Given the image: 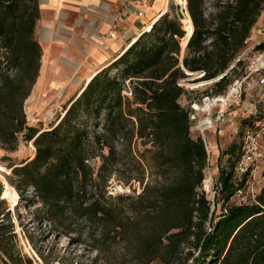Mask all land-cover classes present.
Masks as SVG:
<instances>
[{"label": "trees", "instance_id": "obj_1", "mask_svg": "<svg viewBox=\"0 0 264 264\" xmlns=\"http://www.w3.org/2000/svg\"><path fill=\"white\" fill-rule=\"evenodd\" d=\"M206 1L188 0L194 32L182 62L185 33L167 13L94 77L53 128L39 132L29 127L25 112L42 68V48L34 40L39 0H0V146L16 152L22 138L36 149L32 159L12 167L9 183L22 200L41 204L37 215L53 234L89 248L94 264H264V187L254 203L227 207L219 218L211 215V201L200 191L207 151L203 138L191 135L192 111L180 104L184 89L178 84L186 71L204 73L201 80L211 82L226 73L245 51L264 0H216V12L209 16ZM255 51L264 52V42ZM242 63L216 81L217 91L207 96L222 95L241 79L227 78ZM119 67L121 76H110ZM126 81L133 84L131 99L124 95ZM243 122L247 132L253 120ZM135 139L152 144L157 179L145 185V169L130 168L129 180L143 185V192L108 195V182L123 160L117 144L122 140L131 152ZM240 152L241 145L224 152L237 155L219 171L224 203L247 180H233ZM1 196L0 185V204ZM11 221L0 223L6 264H33L13 253L10 243L17 234Z\"/></svg>", "mask_w": 264, "mask_h": 264}, {"label": "rangeland", "instance_id": "obj_2", "mask_svg": "<svg viewBox=\"0 0 264 264\" xmlns=\"http://www.w3.org/2000/svg\"><path fill=\"white\" fill-rule=\"evenodd\" d=\"M167 2H169L167 16L169 19L178 20L185 33L184 38L180 39V62H182V56L185 55V52L183 55V48L194 32L193 23L191 16L186 15L190 19L189 22L182 15L180 4L184 0H158V9L155 12L162 11ZM216 4V0L206 1L205 9L207 16L216 12ZM255 28L246 44L245 51L248 54L245 60L237 69L231 71L227 78L229 81L235 78L246 79L242 94L237 99L232 98L226 104L216 103L213 105L206 97L217 91L216 81H202L201 79L204 75L201 73L189 74L186 71V78L180 79L178 82L179 86L184 89L180 104L182 107L186 109L190 108L192 111L191 119H193V125L191 135L194 138L205 136L208 143L212 145L210 173L214 185L218 181L220 168L223 166L229 168L230 164L235 161L237 155H224V152L229 151L235 146L239 149L247 129L244 127L243 121L253 113L255 105L258 106L261 112H264V84H262V80L264 79V52L255 51V48L264 42V30L263 32H259L258 29H261L258 26ZM45 33L46 27H43L38 21L35 28L34 40L42 48V68L40 77L25 102V112L27 113L29 127L39 132L50 130L64 117V113L69 109L71 101L75 98L77 99L81 91L80 86L82 85L79 83L85 81L88 76L86 70H81L76 74L73 73L72 69H69V75L60 76L62 80L56 78L58 74L53 73V56L51 57L49 50L51 47L53 55V38L44 40ZM254 35H256V39L253 38ZM62 61L73 66L67 60ZM75 68L78 67L75 66ZM122 69L123 67H119L118 69L112 68L109 71L110 76L120 77ZM8 72L13 75L16 71L9 68ZM65 78H67L66 81ZM132 91L133 84L130 81H126L124 95L131 99L133 98ZM210 99L212 100V98ZM105 123L106 120L103 118L100 129ZM144 142L147 144L144 145L141 140L135 139L132 144V151L130 152L129 147L124 145L126 143L122 140L119 141L117 148L119 151L124 152L123 160L118 166L119 171L115 172L108 182V195L113 197L138 196L143 192V185L137 180H129L131 174L128 169L130 168H134L136 171L138 167L142 166L145 169V185L157 179L158 169L154 162L153 154L150 152L153 150L152 144L149 140H144ZM32 143L26 142L21 138L16 152H7L0 146L2 200L4 199L3 194L6 190L5 181L10 184L12 167L20 166L34 157L36 149H32ZM96 166H100V162H96ZM259 172L261 177L256 189L258 195L264 187V169L261 167ZM133 175L134 178L137 177V174ZM29 196L30 198L33 197L32 192L29 193ZM206 196L211 201V215L214 213L216 218H219L227 207L255 202L252 194L248 191H243L242 194L237 193L228 203L221 201V198L219 200L214 199L213 191L206 192ZM40 207L41 204L36 200L34 202H27L22 200L21 197L17 205L7 199L4 200V203L0 204V213H4L5 215L10 211L9 219L12 220L11 223L17 234L13 244L10 243L13 253L15 255L21 254L23 258L31 259L33 264H59V262L55 261L57 258L58 261L64 260L66 264H94L95 254L89 253V248L82 245H69L67 238L56 236L50 231L51 227L47 222H41L40 217L37 215ZM4 215L0 216V223L3 222L6 226L9 223V219L4 218ZM189 251L194 253L195 257L199 255V251ZM6 262L7 258L0 251V264H6ZM192 263L193 260H190L188 264ZM100 264L103 263L101 262Z\"/></svg>", "mask_w": 264, "mask_h": 264}, {"label": "crops", "instance_id": "obj_3", "mask_svg": "<svg viewBox=\"0 0 264 264\" xmlns=\"http://www.w3.org/2000/svg\"><path fill=\"white\" fill-rule=\"evenodd\" d=\"M124 1L39 0V22L46 27L44 40L53 38V55L51 47L49 50L51 57L53 56V73L58 74L56 78L62 80L60 76L69 75V69L76 74L86 70L88 76L100 73L133 46L134 41L140 37L144 24L158 12H155L158 0L149 7L140 6L146 12V16L141 19L133 14L119 17ZM166 5L165 3L162 11ZM263 20L264 13L257 24L261 29H258L259 32L264 30ZM111 32L115 34L114 38L109 36ZM253 38L256 39V35ZM62 60L69 61L73 66ZM86 79L79 83L82 85L80 90L87 84Z\"/></svg>", "mask_w": 264, "mask_h": 264}, {"label": "built area", "instance_id": "obj_4", "mask_svg": "<svg viewBox=\"0 0 264 264\" xmlns=\"http://www.w3.org/2000/svg\"><path fill=\"white\" fill-rule=\"evenodd\" d=\"M156 0H125L123 3V7L120 13V18L124 17L128 14H133L138 19L144 18L146 16V12L140 8V6L149 7L155 3ZM182 8V15L186 17L189 15L188 9V0H184L182 4H180ZM163 11L156 13L155 16L150 19L141 29V36L144 34L150 33L154 27V25L165 15H163ZM160 18L158 21L157 19ZM264 22V20H263ZM116 24V22H115ZM113 24V28L115 27ZM152 24L151 31H147V27ZM111 38L115 37V34L111 32L109 34ZM139 37V38H140ZM248 53L246 51L236 60V63L240 61H244ZM235 64L224 74L219 76L215 81H219L224 78L227 73L235 67ZM204 75V73H201ZM246 84V79H238L234 81L228 88L227 91L219 96H208L206 99L210 101L213 105L216 103H228V101L232 98L237 99V97L241 96L244 85ZM262 84H264V79L262 80ZM212 98V100L210 99ZM254 106V105H253ZM192 115V113H191ZM248 119L253 120L252 126L247 130L246 135L243 137V141L241 144V152L240 157L236 163L234 170V182L242 181L243 178L247 177L244 187L238 191V193L242 194L243 191H248L252 194L253 199L256 200L258 197V193L256 191L257 184L260 180V172L261 167L264 169V112H261L258 109V106H254L253 113L248 116ZM193 120V119H191ZM211 124V122H210ZM204 141V145L207 151V167L205 170V180L203 182L201 192H210L213 191L214 196H218L220 199L222 184L220 182H216L215 185L212 181V175L210 173V160L212 154V145L208 143L205 136H201Z\"/></svg>", "mask_w": 264, "mask_h": 264}, {"label": "bare ground", "instance_id": "obj_5", "mask_svg": "<svg viewBox=\"0 0 264 264\" xmlns=\"http://www.w3.org/2000/svg\"><path fill=\"white\" fill-rule=\"evenodd\" d=\"M169 1H170V0H169ZM177 1H180V0H177ZM168 7H169V2H167V5L165 6V10L163 11L162 16L165 15L166 13H168V11H167V8H168ZM188 16H189V15H188ZM185 18H187V17H185ZM159 19H160V18H158L157 21H158ZM187 20L189 21L190 19L187 18ZM189 22H190V21H189ZM152 26H153V25L150 24V25L147 27V31H150V29L152 28ZM191 37H192V36H191ZM189 39H190V38H189ZM138 40H139V38L136 39L132 45H134ZM188 41H189V40H188ZM187 43H188V42H187ZM186 45H187V44H186ZM182 48H183V47H182ZM184 48H185V47H184ZM184 48H183V50H184ZM124 54H125V53H124ZM124 54H123V55H124ZM120 57H121V56H120ZM98 73H99V72H95V73H93L92 75H90V76L88 77V79H87V84L81 89L80 93H79L78 96H77V99L81 96V94L84 92V90L87 88V86L90 84V82L94 79V77H95ZM64 116H65V114H64ZM31 147H32L33 150H35V147H34L33 143L31 144ZM5 185H6V190H5L4 194H3V198H4V200H5V199L10 200V201L13 202L15 205H17L18 202H19V198H18V194H17L15 188H14L13 186H11L10 184H8L7 181H5Z\"/></svg>", "mask_w": 264, "mask_h": 264}, {"label": "water", "instance_id": "obj_6", "mask_svg": "<svg viewBox=\"0 0 264 264\" xmlns=\"http://www.w3.org/2000/svg\"><path fill=\"white\" fill-rule=\"evenodd\" d=\"M190 39H191V37H190ZM190 39H189V40H190ZM188 43H189V41H188ZM188 43H187V45H188ZM187 45L185 46V48H184V50H183V55H184V52H185V50H186ZM183 58H184V56H182V61H183ZM12 171H13V169L11 170V173H12ZM3 200H4V199H3Z\"/></svg>", "mask_w": 264, "mask_h": 264}]
</instances>
